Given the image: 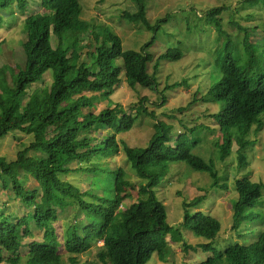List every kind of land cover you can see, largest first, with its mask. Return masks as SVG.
<instances>
[{
	"label": "trees",
	"instance_id": "16d2710c",
	"mask_svg": "<svg viewBox=\"0 0 264 264\" xmlns=\"http://www.w3.org/2000/svg\"><path fill=\"white\" fill-rule=\"evenodd\" d=\"M144 1L133 0L138 11L124 13L122 18L141 22L146 28L153 29L147 19ZM13 4L22 14L29 7L28 0H0V5L6 9ZM41 7L46 14L25 19L26 39L22 44L26 55L25 68L15 77L13 85L0 91V139L11 133H22L31 138L28 144L17 142L14 161L0 156V183L11 198L33 209L30 216L18 220L0 211V264H21V248L24 239L32 236V224L43 231V236L41 241L29 243L26 264H64L57 252L58 238L50 225L57 221L58 212L63 213L69 207L77 209L76 215L83 213L88 223L80 228L72 225L67 230L64 248L70 256L69 264H77L76 257L88 253L94 246L99 247L97 257L100 264H146L153 253H161L167 247V236L173 235V240L180 237V230L170 227L166 210L153 192L161 182V175L167 172L168 164L185 163L193 171L208 173L214 188L219 187L217 173L203 158L192 153L185 134H180L172 147L162 124H158V133L146 149L125 147L127 160L145 183L139 192L142 198L122 210L123 198L119 195L130 199L128 191L133 185L126 171L118 169L112 172V198L96 197L94 202H86L87 194L80 193L65 181L67 176L78 171L69 166L90 162L96 155L117 154L120 145L116 135L99 142L90 137L91 134L101 126L112 128L116 134L129 131L137 119L124 110L117 112L125 113H116L107 108L95 114L92 109L109 98L122 75L132 88L137 85L154 87L156 80L148 71L151 56L134 50L124 51L121 39L109 34L105 43L90 54L93 61L88 65L80 60L88 24L82 19L83 11L78 0H41ZM2 23L0 17V28ZM52 35L56 41L54 48L50 42ZM182 56L180 51L168 50L161 59L179 60ZM220 64L222 78L210 89L207 97L212 102L222 103L220 113L215 116L225 133L221 146L222 161L231 155L236 139L240 167L244 169L247 167L244 150L248 144L244 136L255 124L258 130L264 127V74L248 78L231 54H227ZM49 71L52 83L47 94L39 98L37 109L34 110L29 102L23 105L32 86ZM84 109L88 112L83 120H78L77 114ZM141 112L144 111H138ZM236 130L237 134H233ZM82 134L86 137L80 138ZM87 171L96 173L90 169ZM23 174L37 184L35 189L23 184ZM263 189L264 184H253L246 179L237 182L239 199L234 208V231L255 221L256 216L249 212L259 205ZM199 202L184 205L186 213L182 227L197 237L212 241L220 234L221 225L201 212L191 217L187 211ZM99 243L103 245L99 246ZM200 248L213 251V254L199 264H264V232L249 245H232L216 252L210 242Z\"/></svg>",
	"mask_w": 264,
	"mask_h": 264
},
{
	"label": "rangeland",
	"instance_id": "374dc122",
	"mask_svg": "<svg viewBox=\"0 0 264 264\" xmlns=\"http://www.w3.org/2000/svg\"><path fill=\"white\" fill-rule=\"evenodd\" d=\"M28 2L29 7L24 14L16 4L7 9L0 5L3 22L0 28V91L7 85H13L15 77L25 68L26 55L22 46L26 39L25 19L35 14H46L41 0ZM78 3L82 7V19L88 24L83 35L84 49L80 51V60L92 65L90 54L98 45L105 43L109 34H114L121 39L124 51L134 50L151 56L148 71L150 77L156 80V85L152 88L140 85L132 88L125 76H121L120 83L109 98L97 103L92 111L98 114L110 108L116 113L132 114L137 117L133 129L116 134L107 126L97 128L90 137L103 142L116 135L119 152L93 156L90 162L72 163L69 168L78 171L67 176L65 181L80 193L87 194L85 201L92 203L96 197L112 198V172L123 169L133 185L128 191L130 199L119 195L123 198L122 210L128 209L142 198L139 192L145 183L127 160L125 147L146 149L158 133V124H162L168 144L172 147H175L180 134L186 135L192 153L203 158L217 173L219 187H213L214 182L208 173L193 171L185 163L168 164L167 172L161 175V182L153 192L166 210L168 224L180 230V237L173 240V235L167 236V247L161 253H153L146 264H199L213 254V251L206 252L200 245L211 242L214 251L219 252L232 245L243 246L254 242L264 232V189L259 205L249 212L256 216L255 221L242 225L239 231L233 230L234 208L239 199L237 182L246 179L253 184H264V127L258 130L255 124L244 136L248 141L244 150L246 168L240 167L236 139L231 155L222 161L221 146L225 133L215 118L221 111L222 103L212 102L207 94L221 80L220 63L227 54L233 56L248 78L264 74V0H145L147 19L153 29L146 28L141 22L122 18L124 13L135 14L138 11L133 0H78ZM215 11L216 14H211ZM50 42L54 48L56 41L53 35ZM107 44L110 45L109 42ZM250 45L251 49H248ZM168 50L180 51L183 56L179 60L161 59ZM51 83L52 74L49 71L38 84L32 86L23 105L29 102L36 110L39 98L47 94ZM140 110L144 112L139 114ZM87 112L88 109L80 111L77 119L83 120ZM262 120L264 122V118ZM233 134H237V130ZM84 137L85 134L80 136ZM19 141L28 144L31 138L22 133H11L0 139V156L14 161ZM88 169L96 173L88 172ZM24 175L21 177L23 184L35 189L37 184ZM224 185L227 186L225 190L222 189ZM194 201L200 202L187 209L191 217L201 212L221 225L220 234L212 241L197 237L182 227L186 213L184 205ZM0 211L18 220L30 216L33 209L11 198L0 183ZM76 212L75 207L58 212L57 221L50 225L58 238L57 252L64 264H69L70 257L64 248L68 228L88 224L85 215H76ZM30 228L32 236L23 241L21 264L27 262L29 243L42 240L43 231L33 224ZM101 245L103 243H99ZM98 251L99 247L94 246L88 253L79 254L77 264H100Z\"/></svg>",
	"mask_w": 264,
	"mask_h": 264
}]
</instances>
